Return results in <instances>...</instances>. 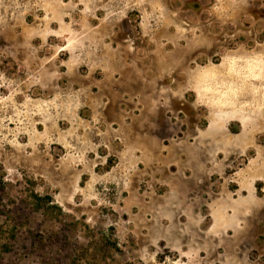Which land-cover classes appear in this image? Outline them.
Segmentation results:
<instances>
[{"label":"rangeland","instance_id":"374dc122","mask_svg":"<svg viewBox=\"0 0 264 264\" xmlns=\"http://www.w3.org/2000/svg\"><path fill=\"white\" fill-rule=\"evenodd\" d=\"M0 264H264V0H0Z\"/></svg>","mask_w":264,"mask_h":264}]
</instances>
